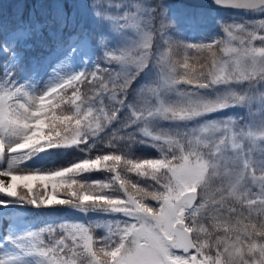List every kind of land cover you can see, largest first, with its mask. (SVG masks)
<instances>
[{"label": "snow or ice", "instance_id": "1", "mask_svg": "<svg viewBox=\"0 0 264 264\" xmlns=\"http://www.w3.org/2000/svg\"><path fill=\"white\" fill-rule=\"evenodd\" d=\"M212 2L246 16L193 43L165 0L0 24V264H264V0Z\"/></svg>", "mask_w": 264, "mask_h": 264}, {"label": "rangeland", "instance_id": "2", "mask_svg": "<svg viewBox=\"0 0 264 264\" xmlns=\"http://www.w3.org/2000/svg\"><path fill=\"white\" fill-rule=\"evenodd\" d=\"M165 5L169 9L170 18L177 19L183 16L185 13L201 12L204 13L206 19L202 26L197 30H189L182 25L177 24L170 29V34L177 39L184 40V43L199 42L205 37L214 36L219 32V25L217 21L220 18H226L225 22L230 23L232 19L237 17L246 16L245 13L232 9H210L202 7L188 6L184 3L177 1L165 0ZM57 7H63L70 13H75L79 16L82 23L86 26L97 27L91 20V17L87 14L85 0H0V24H3L5 28L14 26L15 22L21 17L28 19L33 13L40 14L41 12H51ZM98 30L107 31V26L100 27ZM219 38V37H217ZM118 39H114L113 43H117ZM167 55L173 62L182 63L185 56V49L182 46H172L168 50ZM222 55L217 51V58ZM189 63L200 70L201 65H207L210 63L212 56L209 52L204 51L202 53H190ZM94 58V57H93ZM85 65H82L79 60L75 64L76 69H81ZM207 71V68L204 69ZM239 112L240 115H244L245 111L241 109L230 110ZM255 111V109H254ZM258 119V117H257ZM255 131V129H254ZM123 147V146H121ZM126 150V149H125ZM137 158H155L154 150L148 148L145 145H138L136 152L134 153ZM78 155H74L72 152L54 153L51 157L42 156L37 161V165L43 164L47 167H61L66 166L73 160L79 159ZM109 174L106 172H94L91 174L96 179H106ZM134 175V174H132ZM48 211L45 210L43 215H48Z\"/></svg>", "mask_w": 264, "mask_h": 264}, {"label": "water", "instance_id": "3", "mask_svg": "<svg viewBox=\"0 0 264 264\" xmlns=\"http://www.w3.org/2000/svg\"><path fill=\"white\" fill-rule=\"evenodd\" d=\"M188 4H194V5H203V6H209L213 8H218L212 0H182Z\"/></svg>", "mask_w": 264, "mask_h": 264}]
</instances>
